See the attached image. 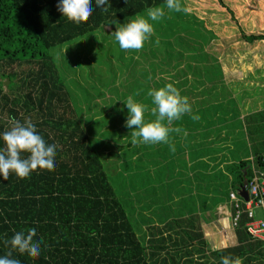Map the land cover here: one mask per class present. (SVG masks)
Wrapping results in <instances>:
<instances>
[{"label":"trees","instance_id":"obj_1","mask_svg":"<svg viewBox=\"0 0 264 264\" xmlns=\"http://www.w3.org/2000/svg\"><path fill=\"white\" fill-rule=\"evenodd\" d=\"M58 3L59 0H0V133L10 130L14 121L23 123L30 119L45 141L56 143L59 148L56 153L57 166L52 170L38 169L24 180L11 173L7 181L0 179V256L11 251L4 241L11 239L15 232L35 226L38 236L44 241L41 255L36 257L13 252V258L19 259L21 264H219L222 256L239 258L242 264H264V243L258 240L255 245L250 241L241 242L231 249L209 248L200 225V208L208 209L206 197L196 196L191 204L190 201L180 199L173 209L174 219H170L165 212L151 209L155 199L148 205L152 210L151 217L145 218L142 215L144 206L135 208L120 198V189L114 188L119 172L112 170L110 161L106 160L102 152L117 148L115 144L120 133L111 137L112 141L107 143L108 146H103L101 138L95 140L93 136H97L96 131L91 126L83 125L84 120L76 104L77 98L74 101L75 97L66 84L65 72L74 71L71 67L74 60L72 62L70 58H63L59 52L61 47L70 43L78 45V48L87 47L90 43L83 44V40L91 41L96 34L104 40V36L100 35L105 27L115 26L138 15L145 16L148 8L164 6L165 0H127V3L126 0H109L111 8L108 12L94 7L89 18L79 24L68 22L62 17L57 10ZM156 26L165 35L158 34L161 41L155 48L144 45L139 60L131 58L126 61L118 43H113L115 53L117 51L115 62L119 68L128 69L125 78L133 89L130 96L135 100L139 102L143 97L140 92L146 88V81L155 76L154 71L162 70L169 77L177 74L174 72L180 66V50L189 51L187 53L191 62L200 65L191 64L188 71H184L186 75H197L194 88H202V77L213 83L215 75L221 76L217 59L204 51L206 36V39L203 37L199 52L190 47L189 41L194 36L189 33L194 28H177L178 32H188L187 37L182 32L177 33L176 29L170 30L163 21ZM200 32L203 33V30L200 29ZM170 34L177 35L174 41L170 38L167 42L162 40ZM242 35L247 43L264 41V34ZM177 38L179 41H176ZM188 38L191 39L187 40ZM155 43V37H151V43L148 44L155 46ZM102 48L109 58L108 51L103 45ZM194 50L195 53L191 54ZM200 58H204L203 63L199 61ZM139 61L145 62V71L138 69ZM216 71L218 72L215 73ZM142 74L147 77L146 80L141 78ZM6 79L9 83L5 87ZM103 85L108 86L109 82L105 81ZM81 94L84 95L82 92ZM146 102L151 103V98H144L143 104ZM93 105L99 109L97 103ZM233 106L236 108L235 104ZM117 107L124 113L118 118V122L123 123L128 116L126 105L123 103ZM116 108L115 113L118 112ZM225 109L226 107L223 110ZM225 113L226 110L223 114ZM191 115L193 114L176 121V126L179 125L182 129L179 136L187 133L183 129H191L192 138L200 136L202 139V131L207 132L205 136L211 132L210 137L216 135L220 138V132L225 130L228 131L227 137L233 139L235 132L232 120L218 122V125L225 123L221 125L220 131L213 129L208 119H204L202 110L194 111V115L199 116L198 120L203 118L202 130L195 133L193 130L199 122L191 119ZM147 117L154 118L151 111L145 112V119ZM234 117L240 123L237 134L243 143L247 138L249 144L259 146L261 143L264 146V110L251 112L242 118L237 113ZM110 121L115 122L116 119L103 118L104 125ZM215 130L218 133L215 134ZM132 131L125 126L124 133ZM186 137H182L183 142L187 141ZM95 141L97 145H102L101 150ZM227 145L234 151L228 163L219 162L220 159L225 160L226 154L222 152L229 148L223 145L216 151L211 149L215 152L213 156L210 149H196L188 152L187 164L184 160H179L183 163L180 168L184 170L181 175L183 182L190 180L186 176L188 172H194V177H198L200 182L199 186L196 185L195 192L200 193L202 190L207 195L213 192L215 198H211V203L214 201L215 205L211 206L212 213L214 209L227 204L231 191L238 192L241 187L249 184L255 173H264V147L256 148L249 159L237 153L239 147L232 141ZM0 147H3L2 141ZM22 155L27 157L28 154ZM204 158H208L211 163L205 162ZM189 161L192 162L189 164ZM222 163L224 166L214 172ZM129 181H125L123 187H130L134 193L132 189L137 187L133 182L126 183ZM136 196L138 197L137 194ZM143 200L138 197L136 202L140 204ZM247 221L246 215L242 214L235 228L239 235H248L245 226ZM142 224L146 225L148 232ZM250 240L254 239L250 237ZM195 255L199 260L194 258Z\"/></svg>","mask_w":264,"mask_h":264},{"label":"rangeland","instance_id":"obj_2","mask_svg":"<svg viewBox=\"0 0 264 264\" xmlns=\"http://www.w3.org/2000/svg\"><path fill=\"white\" fill-rule=\"evenodd\" d=\"M180 3L182 7L188 9V12L168 13L162 21L168 24L170 30L176 29L177 33L182 32H178L177 28L186 30L194 28L195 30L192 31L193 33L189 31V35L193 34L192 36L194 37L192 40H190L191 38L187 40L191 42L190 47L195 48L199 52V47L204 40L203 37L206 36L207 43H203L204 51L217 59L221 69V76L220 74L215 75L216 80L213 83L207 82L206 79L202 77L200 81L202 88H194L193 84L197 82V75L195 77L186 75L184 71L187 72L191 64L193 66L200 65L196 62H191V58L187 53L189 51L180 50L181 57L178 56V63L180 66L174 72L177 74L171 72V74H174V77H169L165 72L163 73L162 70L154 71L155 76L146 81V88L140 92V95L143 97H141L139 102L143 103L144 98L147 100L151 98L147 94L150 89H159L171 83L180 91L182 96L188 97L189 103L193 109L192 114L194 115V111L197 112L202 110L205 114L204 119H208L213 129H222L221 125L225 123L218 125V122L223 123L232 120L233 131L235 132L232 140L231 137H227L228 131L225 132V130H220L222 131L220 132L222 136L220 138H217L216 135L210 137L211 132H208L205 136L204 134L207 132L202 131L204 134L202 139H200V136L192 138L193 133L190 131L191 129H183L187 130V137L184 133L183 135L181 133L180 136L177 133L171 134V142L175 146V152L170 151L169 146L166 144H157L154 146L130 144L131 133L127 134L126 132L128 131L124 133L125 126L123 127V124L126 123V120L123 123L118 122L119 116H123L124 113L122 109L117 106L123 104V101L132 94L131 91L133 89L129 87L130 83L125 78L128 69L123 66V68H119L118 63L115 62L117 51L115 53V46L113 43L116 42L113 32L119 29L123 24L128 23L131 19L128 21L123 20L112 27H105L103 34L100 35L104 36V40H101L99 34H96L93 35L91 41L83 40V44L90 43L87 47L78 48V45L70 43L68 46L65 45L61 47L59 52L62 54L63 58H70L72 62L74 60L71 65L74 71L65 72V78L68 88L75 97L74 101L77 98L76 104L81 111L80 115L82 120H84L83 125L85 127H93L97 133V136H93V138L95 140L101 138L103 146H108L107 143L112 141V136L117 133L122 134L121 136L120 134L119 136L116 135L117 143L115 145L117 148L115 150L113 148H111V150H102L106 160L110 161L109 164L112 170L115 171V173L119 172V176L114 182V188L120 189V198L134 205L135 208L139 205L144 206L145 208L142 211V215L145 218L151 217L150 212L152 210L150 211L148 205L149 202L152 203V200L155 199L151 209H157V212H165L170 219H174L175 215L173 209L174 207L176 208L180 199H183L184 202L190 201L191 204L194 203L193 200L196 196H201L202 198L206 197L208 199L206 204L208 209L202 207L201 210L200 208L202 212V221H200V225L202 226L201 229L204 236L209 235L211 238L213 237L210 247L213 245V249L219 250L221 247L220 235L215 237L211 235L213 234L212 232L208 231L214 226L212 223L213 221L223 218L219 213V207L217 210L214 209V213H212V207H214L215 202L212 201L211 203V198H215V196L213 192L208 195L202 190L200 193L195 192L196 185L199 186L200 182L198 177L197 179L194 177V172H188L186 176H189L190 180H185L183 182L181 180V175L184 170L180 169L183 163H180L179 160L182 159L184 163L187 164L188 161L186 157L188 156V152L196 149H212L216 151V149L222 145L229 147V145H227L229 141H232L235 146L239 147L237 151L238 154H243L244 158L246 157L249 159H251L256 148L259 149L264 147L261 143L259 146L252 145L251 143L249 144L247 138H245L246 142L244 141L245 143H243L242 139H240L241 137L237 134L240 123H237V119L234 117L237 113L239 117L242 118L251 112L264 110V41L247 43L242 37V34L246 36L250 34H264V0H180ZM156 25L157 23L154 22V35L152 37H155L157 43H155V46L148 44L151 43L150 38V40L144 44L148 47H157L159 41H161L158 34L162 36L165 35V33L160 32L158 29L159 27ZM179 25L182 26L179 27ZM200 29L203 30V33H201L202 31L200 32ZM187 33L188 32H182V34L188 37ZM200 34L203 35L199 36ZM176 36V34L166 35L162 40L167 42L168 38H170L174 41ZM198 36L201 38H198ZM176 41H179V39L177 38ZM102 45L107 51L112 46L108 51L109 58L106 51L102 48ZM147 49H145V51ZM196 50L192 51L191 54H194ZM140 51L141 49L134 52L133 50H122V54L126 61L131 58L136 61L140 58ZM203 59L204 58H200L199 61L203 63ZM100 61L101 63H99ZM119 63L123 64L121 61ZM137 63L136 64L139 65L138 69L145 71V62L139 61ZM217 72L218 71L215 73ZM141 78L144 80L147 79V77H143V74ZM162 79H165V81H162ZM105 81L109 82L108 86L103 85ZM130 81L132 82V80ZM143 82L145 83V81ZM100 83L102 85H100ZM159 84L161 85L158 86ZM134 88H136V85H134ZM81 92L84 95H82ZM89 99L91 101H89ZM93 103H97L99 109L95 108ZM233 104H235L236 108H234ZM145 105L148 107L149 111L154 107V105H151L149 102H146ZM89 106L92 108L88 109ZM224 107H226L225 110L228 115H225L226 113L223 114L225 111L223 110ZM115 108L118 111L117 113H115ZM187 115L189 114H186V116ZM88 118L91 119L88 120ZM103 118L116 119V121H110L104 125ZM154 119L155 117L153 119L147 117L145 120L153 121ZM197 121L199 125L194 128L193 131L195 133L202 130L203 118ZM180 125H183V123ZM170 127L176 128L179 127V125L176 126V121H173ZM122 131L123 133H121ZM216 133H218V131L215 130V134ZM182 137H186L187 141L183 142ZM207 138L209 139L206 140ZM111 143L113 144V142ZM179 143L180 146H178ZM97 146L99 150L102 149V145ZM212 150L211 156L215 153ZM230 152L231 154H229ZM233 153V149L229 147L226 151L222 152V154H226L225 160L220 159L219 162L225 161L224 163H228ZM240 157L243 158L241 155ZM204 159L208 164L211 163H209L208 158ZM191 162L192 161H189V164ZM224 163L217 166L214 172L219 168L221 169ZM206 174H209V172H206ZM127 180H130L126 182L127 184L133 182L136 185L137 188L132 189L134 193H132L130 187H123L124 182ZM193 185H195V187ZM135 193L138 197L144 199L140 204L136 202L138 197ZM255 216L256 218H262V212L257 209L255 211ZM155 223L156 220H154V224ZM142 225V227L147 230V228H145L146 225ZM217 229L221 228L217 227ZM210 237L207 239H211ZM194 258L199 260L197 255H195Z\"/></svg>","mask_w":264,"mask_h":264},{"label":"clouds","instance_id":"obj_3","mask_svg":"<svg viewBox=\"0 0 264 264\" xmlns=\"http://www.w3.org/2000/svg\"><path fill=\"white\" fill-rule=\"evenodd\" d=\"M127 3V0H126ZM95 8L108 12L111 8L109 0H59L57 10L68 22L79 24L89 18ZM187 13L188 9L182 7L180 0H165L164 6H154L146 10V16L138 15L128 23L123 24L113 32L114 40L122 50L138 51L144 47L154 35L153 22H161L168 13ZM151 115L153 121L145 120L148 107L129 96L126 101L128 116L125 126L132 129L131 145H157L166 144L170 151L175 152L171 142V134H179L182 129L173 128V121H180L186 114H192V106L187 96L171 83L159 89H150ZM191 119L198 120L199 116L191 115ZM187 135V133H184ZM0 179L7 181L10 173L18 179L30 178L33 172L39 170H52L57 166L56 153L59 148L56 143H47L39 134L36 124L30 119L23 123L14 121L10 130L0 133ZM27 153V157L22 154ZM11 251L0 256V264H21L19 259L13 258V252L29 254L39 257L42 252L43 238L38 236L37 227L33 226L15 232L11 239L4 241ZM219 264H242L239 258L231 256L219 258Z\"/></svg>","mask_w":264,"mask_h":264},{"label":"built area","instance_id":"obj_4","mask_svg":"<svg viewBox=\"0 0 264 264\" xmlns=\"http://www.w3.org/2000/svg\"><path fill=\"white\" fill-rule=\"evenodd\" d=\"M249 194L248 201L238 195V192L231 191L227 200L228 208L233 213L227 215L228 221L233 229L238 226L242 214L247 217L246 232L251 239L264 243V173H255L252 180L247 184ZM223 207L219 206V213L223 214ZM229 209V210H230ZM262 212V218H256L255 211ZM226 218V215H224Z\"/></svg>","mask_w":264,"mask_h":264},{"label":"crops","instance_id":"obj_5","mask_svg":"<svg viewBox=\"0 0 264 264\" xmlns=\"http://www.w3.org/2000/svg\"><path fill=\"white\" fill-rule=\"evenodd\" d=\"M221 206H224L223 207V214H221L223 218H221V220L219 219V220L213 221L212 223L214 224V226L211 229L208 230V231L212 232L213 234H211V235H213L215 237L217 235H220V237H221V245L220 246L221 247H220L219 250L235 248L241 242L242 243H248L250 241L254 245L257 244L258 243L257 240H253L252 239L253 241H251L250 237L248 235H243V234L239 235L237 233V231H235V229L230 227L231 225H230V221H228V219H227V215H229V213H233V210L230 209V207L228 208V204H224V205H221ZM224 215H226V218H225ZM222 219H223V221H222ZM217 227H219L221 229H217ZM207 234H208V232H207ZM204 237H206V239H207L210 236L207 235V236H204ZM220 237H218V238H220ZM212 238L209 239V240L207 239V241H208V244H209L208 245L209 248L213 249V245L210 247V243L212 242Z\"/></svg>","mask_w":264,"mask_h":264},{"label":"water","instance_id":"obj_6","mask_svg":"<svg viewBox=\"0 0 264 264\" xmlns=\"http://www.w3.org/2000/svg\"><path fill=\"white\" fill-rule=\"evenodd\" d=\"M8 83L9 81L6 79L4 82V86H7ZM246 188H247V185H244L243 187H241L238 190V195L242 197L245 201H248L249 194Z\"/></svg>","mask_w":264,"mask_h":264}]
</instances>
